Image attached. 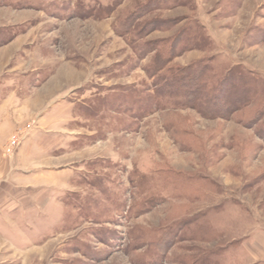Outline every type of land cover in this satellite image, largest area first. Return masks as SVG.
Returning <instances> with one entry per match:
<instances>
[{"label":"rangeland","instance_id":"rangeland-1","mask_svg":"<svg viewBox=\"0 0 264 264\" xmlns=\"http://www.w3.org/2000/svg\"><path fill=\"white\" fill-rule=\"evenodd\" d=\"M11 108L0 264H264V0H0Z\"/></svg>","mask_w":264,"mask_h":264},{"label":"crops","instance_id":"crops-1","mask_svg":"<svg viewBox=\"0 0 264 264\" xmlns=\"http://www.w3.org/2000/svg\"><path fill=\"white\" fill-rule=\"evenodd\" d=\"M5 113L6 111L0 110V149L6 144L8 135L12 131L16 121L20 119V113H15L13 108H11L9 113ZM21 155L22 153L17 154L14 165L13 163H10L11 165L8 163L3 164L0 156V179L2 178V181H0V186L4 183L8 184V187L10 188L7 191L9 193H16L20 191L19 186L22 185V181L20 180V170L24 169L28 171L30 168H35L34 166H40L42 163H44V161H46L44 159L32 160L30 159V154L23 155L26 160L22 161ZM24 161L28 162L23 165L22 163ZM36 182V179L33 181H25L24 186L36 188ZM6 199L7 201L4 203L5 205L1 206L0 208L4 207V210H9V214L6 213L2 216L0 213V235L1 233L5 234L4 229L6 224L3 222L4 218H6V220H12V218H14L12 215V213H14V209L22 208V206H20L21 203L19 201H14L13 197L9 196L6 197ZM1 241H8V239H5L3 236L1 237Z\"/></svg>","mask_w":264,"mask_h":264},{"label":"trees","instance_id":"trees-1","mask_svg":"<svg viewBox=\"0 0 264 264\" xmlns=\"http://www.w3.org/2000/svg\"><path fill=\"white\" fill-rule=\"evenodd\" d=\"M199 75H200V79H201V82H202V83H200L201 86L198 85V87L195 89V91L188 92V94H187V90L184 89V93H185V95L187 94V97L190 100V102L196 101L199 98H201V92H203V91L210 92V90H212V89H210L212 87H210V85L207 86L206 85L207 83L204 82L203 77H205V74L203 73V70L200 72ZM178 79L181 80V82L184 80L183 77L182 78L179 77ZM178 79H177V77L171 76V74H170V77L169 78H166V79L163 78V79H161L160 82H163V81H165V82H164L163 86H160L158 88V90L156 91L157 94L163 93V90H168L169 88H171L170 91H167L168 93H166L167 94L166 96L169 97V98H174V97L176 98V95H174V92L176 93V90L174 91L173 89H175V88L178 87L177 86L178 85V82H179ZM165 83H167V85H165ZM172 90H173V92H172ZM192 95H194V96H192ZM199 95H200V97H199ZM158 98H159V95H158L157 99Z\"/></svg>","mask_w":264,"mask_h":264},{"label":"built area","instance_id":"built-area-1","mask_svg":"<svg viewBox=\"0 0 264 264\" xmlns=\"http://www.w3.org/2000/svg\"><path fill=\"white\" fill-rule=\"evenodd\" d=\"M19 135V130H16L13 135L8 139V142L6 143L7 145H5L4 149H7L8 147H10L12 144H15V140L18 138ZM8 146V147H7Z\"/></svg>","mask_w":264,"mask_h":264},{"label":"bare ground","instance_id":"bare-ground-1","mask_svg":"<svg viewBox=\"0 0 264 264\" xmlns=\"http://www.w3.org/2000/svg\"><path fill=\"white\" fill-rule=\"evenodd\" d=\"M8 147V146H7Z\"/></svg>","mask_w":264,"mask_h":264}]
</instances>
